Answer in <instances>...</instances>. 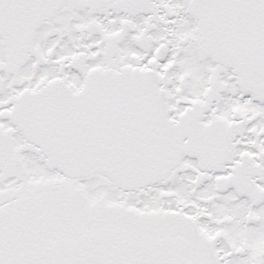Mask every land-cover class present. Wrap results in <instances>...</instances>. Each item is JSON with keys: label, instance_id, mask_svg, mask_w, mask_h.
Here are the masks:
<instances>
[{"label": "snow or ice", "instance_id": "obj_1", "mask_svg": "<svg viewBox=\"0 0 264 264\" xmlns=\"http://www.w3.org/2000/svg\"><path fill=\"white\" fill-rule=\"evenodd\" d=\"M0 264H264V0H0Z\"/></svg>", "mask_w": 264, "mask_h": 264}]
</instances>
